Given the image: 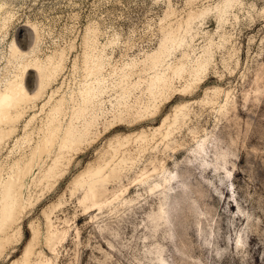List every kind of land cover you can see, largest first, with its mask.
Masks as SVG:
<instances>
[{
    "label": "rangeland",
    "instance_id": "374dc122",
    "mask_svg": "<svg viewBox=\"0 0 264 264\" xmlns=\"http://www.w3.org/2000/svg\"><path fill=\"white\" fill-rule=\"evenodd\" d=\"M9 81L0 264H264V0H0Z\"/></svg>",
    "mask_w": 264,
    "mask_h": 264
},
{
    "label": "bare ground",
    "instance_id": "6f19581e",
    "mask_svg": "<svg viewBox=\"0 0 264 264\" xmlns=\"http://www.w3.org/2000/svg\"><path fill=\"white\" fill-rule=\"evenodd\" d=\"M14 83L12 81H9V83L6 86V88L4 89V91L0 93V123H1V121L2 122L4 120L6 121L7 118L9 119V118L14 117V116H11L12 113H10V108L16 107L20 102L28 99L29 94L27 93L25 87L21 83L20 84H14ZM85 93L88 94L89 90L86 89ZM18 110H20V109H18ZM55 114H56V112H55ZM18 115H19V113H18ZM18 115L15 116V118L18 117ZM51 116H52V113H51ZM48 117H49V115H48ZM2 131L3 130L0 129V143H1L3 136L6 134ZM65 132H66V133H64L65 137H67V135L69 134V129H67ZM68 145L69 144L65 140L62 141L63 147L68 146ZM30 161H29V163H30ZM27 170H28V166L25 167L24 172H26ZM17 178L18 177L16 176V173H15V175L8 174V175H6L5 179L3 177L2 180L0 178V186H1V189H0V232H3L6 228V226L15 220V216L17 215V213L20 212L19 208L17 207L18 201H19L18 199H19V195H20L19 182H18ZM34 231L35 230H33V232ZM34 234H35V232H34ZM34 234H32V235L34 236ZM3 236H4V234H3ZM33 236H31V238ZM32 240L34 241L33 238H32ZM31 243L32 242H29V244L26 246L25 253H27L30 250ZM5 244H6V241H4L3 238H0V254L2 253V250L5 247Z\"/></svg>",
    "mask_w": 264,
    "mask_h": 264
}]
</instances>
